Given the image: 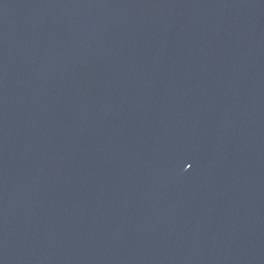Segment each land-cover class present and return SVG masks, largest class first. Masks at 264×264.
I'll use <instances>...</instances> for the list:
<instances>
[{"label": "water", "instance_id": "1", "mask_svg": "<svg viewBox=\"0 0 264 264\" xmlns=\"http://www.w3.org/2000/svg\"><path fill=\"white\" fill-rule=\"evenodd\" d=\"M0 264H264V0H0Z\"/></svg>", "mask_w": 264, "mask_h": 264}]
</instances>
